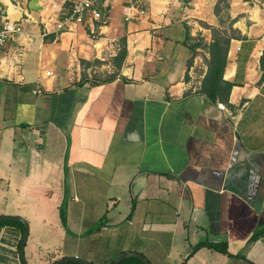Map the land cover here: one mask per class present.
<instances>
[{"label": "crops", "instance_id": "0c3cea01", "mask_svg": "<svg viewBox=\"0 0 264 264\" xmlns=\"http://www.w3.org/2000/svg\"><path fill=\"white\" fill-rule=\"evenodd\" d=\"M67 3L0 0L23 28L0 51V216L27 222L26 263L264 264V10L149 0L128 22L101 0L107 24L58 31ZM212 30L230 39L215 101ZM20 228L0 227V264H23Z\"/></svg>", "mask_w": 264, "mask_h": 264}, {"label": "built area", "instance_id": "2783aa9c", "mask_svg": "<svg viewBox=\"0 0 264 264\" xmlns=\"http://www.w3.org/2000/svg\"><path fill=\"white\" fill-rule=\"evenodd\" d=\"M149 0H124L125 21H132L147 14ZM253 7L264 10V0H246ZM70 8L63 19L56 23V29L64 31L72 26L101 22L107 24L110 17L107 6L101 0H68ZM23 35L21 21L11 19L0 10V51L9 44L18 42Z\"/></svg>", "mask_w": 264, "mask_h": 264}, {"label": "trees", "instance_id": "16d2710c", "mask_svg": "<svg viewBox=\"0 0 264 264\" xmlns=\"http://www.w3.org/2000/svg\"><path fill=\"white\" fill-rule=\"evenodd\" d=\"M212 32H213L214 42L211 45L207 46L210 56H211V60L208 64L209 70H208L207 76L204 79L202 91L205 92L211 98V100L215 101L217 99L219 87L222 82V76H223L225 65H226V57H227L228 47L230 44V39L222 36L220 33H217V31L215 30H212ZM187 37H188L187 38L188 41L192 40V38L189 35ZM200 46L201 44H192L190 46L194 55L196 53V49ZM126 53H127L126 48H123L119 56L120 58L118 60L119 66L123 64ZM262 67L264 70V57L262 60ZM231 88L232 86L230 84H225V92H227V94L230 92ZM60 216H61L62 224L66 226L67 219H66V213H65V205H62L60 209ZM16 222L21 224L20 230L22 232V238L19 244V249L21 250L23 246V240H24V234H25V225L20 221H2L0 222V227L13 225ZM204 246H205L204 244H200L196 246L193 252L197 251L198 249ZM212 247L218 249V251L220 252H223V253L226 252L225 246L214 245ZM132 260L136 262L137 264H144L143 261H141L138 258H128V259L123 260L120 264H128Z\"/></svg>", "mask_w": 264, "mask_h": 264}, {"label": "water", "instance_id": "95a60500", "mask_svg": "<svg viewBox=\"0 0 264 264\" xmlns=\"http://www.w3.org/2000/svg\"><path fill=\"white\" fill-rule=\"evenodd\" d=\"M6 220H19V221H22L25 225V234H24L23 246L21 248V257L23 260V264H27L26 260L24 258V245L26 244V241L28 238V232H29L28 224L26 221H24L19 216H0V222L6 221ZM127 257H136V258H139L140 260H142L144 262V264H150L149 261L143 255L137 254V253H130V254L122 255L119 258H117L112 264H120ZM70 262H75V263H80V264H89V263L84 262L83 260H80L78 258H65L62 260H58L52 264H64V263H70Z\"/></svg>", "mask_w": 264, "mask_h": 264}, {"label": "rangeland", "instance_id": "374dc122", "mask_svg": "<svg viewBox=\"0 0 264 264\" xmlns=\"http://www.w3.org/2000/svg\"><path fill=\"white\" fill-rule=\"evenodd\" d=\"M67 2H68V0H67ZM68 5H69V2L67 3ZM252 6V5H251ZM253 7V6H252ZM219 9H221L220 11H221V15H220V23L222 24V27L223 28H226L227 30H229V28H230V26H229V20H228V17H227V15L225 14V10H224V8L223 7H217V9L216 10H219ZM209 33H207L206 34V36L208 35ZM200 38V37H199Z\"/></svg>", "mask_w": 264, "mask_h": 264}]
</instances>
